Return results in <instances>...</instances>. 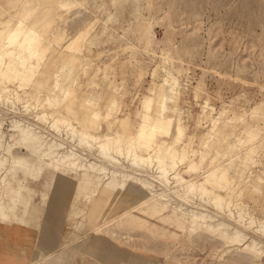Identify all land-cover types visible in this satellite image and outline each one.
Returning a JSON list of instances; mask_svg holds the SVG:
<instances>
[{
  "label": "rangeland",
  "instance_id": "374dc122",
  "mask_svg": "<svg viewBox=\"0 0 264 264\" xmlns=\"http://www.w3.org/2000/svg\"><path fill=\"white\" fill-rule=\"evenodd\" d=\"M30 50L40 56L31 59ZM0 61L3 70L33 64L28 85H13L21 98H41L49 110L72 91L91 99L114 123L105 132L110 137L141 138L142 128L155 126L151 145L165 163L174 151L195 160L207 154L233 179L227 191L239 185L240 201L264 217V0H0ZM0 86L4 94L11 88L1 73ZM157 96L162 102L154 106ZM214 124L222 126L219 140L207 138ZM203 169L207 174L210 166ZM17 177L22 193L29 190L30 220H3L0 196V237L35 243L28 259L25 243L18 246L16 264H54L68 255L101 263L97 235L78 229L72 239L71 217L120 243V264H256L235 252L217 258L219 242L175 220L155 216L144 229L128 226L141 200L131 193L124 209L98 224L105 211L85 202L91 190L81 178L52 169L36 176L31 168ZM88 248L96 250L92 259ZM41 250L48 256L38 258Z\"/></svg>",
  "mask_w": 264,
  "mask_h": 264
},
{
  "label": "bare ground",
  "instance_id": "6f19581e",
  "mask_svg": "<svg viewBox=\"0 0 264 264\" xmlns=\"http://www.w3.org/2000/svg\"><path fill=\"white\" fill-rule=\"evenodd\" d=\"M39 56V52L29 51L31 59ZM34 69L33 64L26 61L20 64L18 71L3 70L0 61L1 76L11 86L6 88V94L0 86L3 220L13 223V219L29 213L24 208L29 190L22 193L17 176L26 174L30 168L36 176L40 170L52 169L83 180V185L91 190V196L85 202L94 203L96 211L99 207L105 211L104 216H97L96 223L109 220L124 209L125 194L131 193L141 200L138 201L140 209L128 226L144 229L146 221L155 216L161 220H175L179 228L201 232L219 242L222 251L217 258L235 252L249 257L256 264H264V217L257 216L240 201L239 185L233 187L231 193L227 191L233 179L230 180L221 165H213L215 159L199 154L195 160L192 154L184 156L179 150L171 154L169 162H163L158 150L151 145L157 136L155 126L149 131L142 128L141 138L132 136L120 140L122 134L118 139L110 137L105 134L114 127L110 116L103 115L98 104L75 91L67 94L56 112L49 110L41 98L34 99V102L21 98L13 82L20 81L19 89L28 85L35 74ZM21 75L24 78L19 79ZM159 90L163 91V88ZM161 102L162 97L157 96L153 105L158 106ZM5 121L6 132L3 131ZM121 127L124 133L125 124ZM222 135V126L214 124L207 138L219 140ZM253 142L254 138L250 137V144ZM20 151L25 155H19ZM206 163L210 166L207 174L203 169ZM197 173L201 175L191 176ZM95 180L97 184H94ZM97 196L100 199L95 202ZM20 207L23 210L18 214ZM81 223V229L97 235L99 241L108 243L109 247L116 243L124 250L120 243L103 238L101 229L92 228L83 220ZM44 255L48 256L44 250L37 253L38 258ZM116 260L120 262L118 258Z\"/></svg>",
  "mask_w": 264,
  "mask_h": 264
},
{
  "label": "crops",
  "instance_id": "0c3cea01",
  "mask_svg": "<svg viewBox=\"0 0 264 264\" xmlns=\"http://www.w3.org/2000/svg\"><path fill=\"white\" fill-rule=\"evenodd\" d=\"M27 202H28V199L25 200V206L27 205ZM23 217H22L23 219L21 218L14 219L13 224H15L16 226H21L23 222L30 220V216L28 217L27 215L25 216L23 215ZM71 219H74V221L72 222L73 224L71 225L73 232H70L69 235L72 239H76L77 238L76 230L81 229L82 220L75 219L72 217ZM24 227H27V226H24ZM93 241L95 243V246H98L100 248L99 254H101V257L103 258L101 263H97V264H120L116 260L118 256L121 255V247H119V245H117L116 243H113L112 247H109L108 243L99 241L97 237ZM24 243L28 249L27 250L28 253L26 255L28 259L30 251H32L34 248V243H35L34 240H30V243L29 242L26 243L24 239L19 240L14 237H9V236L5 237L4 235H1L0 237V264H16L17 262L16 260H19V257H20L18 253V246L21 244L23 245ZM86 251L89 252L87 255L89 256L90 259L93 258L91 255L94 256L96 253V250L92 248H88ZM76 262L80 264L79 259L77 258H75L73 261H70V258L68 255L64 258L59 259V261H57V263H54V264H60V263L61 264H73ZM31 264H35V263L32 262Z\"/></svg>",
  "mask_w": 264,
  "mask_h": 264
}]
</instances>
